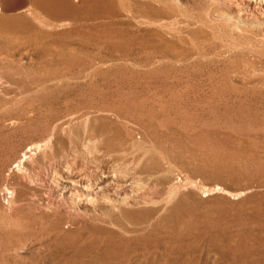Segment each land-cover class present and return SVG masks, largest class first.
<instances>
[{
    "label": "rangeland",
    "instance_id": "obj_1",
    "mask_svg": "<svg viewBox=\"0 0 264 264\" xmlns=\"http://www.w3.org/2000/svg\"><path fill=\"white\" fill-rule=\"evenodd\" d=\"M28 1L0 9V264H264V3Z\"/></svg>",
    "mask_w": 264,
    "mask_h": 264
},
{
    "label": "water",
    "instance_id": "obj_2",
    "mask_svg": "<svg viewBox=\"0 0 264 264\" xmlns=\"http://www.w3.org/2000/svg\"><path fill=\"white\" fill-rule=\"evenodd\" d=\"M28 0H0V9L3 12H16L23 10Z\"/></svg>",
    "mask_w": 264,
    "mask_h": 264
},
{
    "label": "bare ground",
    "instance_id": "obj_3",
    "mask_svg": "<svg viewBox=\"0 0 264 264\" xmlns=\"http://www.w3.org/2000/svg\"><path fill=\"white\" fill-rule=\"evenodd\" d=\"M227 1V0H226ZM236 1V0H235ZM257 2H262V4L264 3V0H256ZM238 4V3H237ZM28 5H29V1H28V4H27V6L26 7H28ZM25 7V8H26ZM236 7V6H235ZM220 9V8H219ZM239 14V13H238ZM242 14V13H241ZM233 16V15H232ZM241 16V15H240ZM231 21V20H230ZM248 21V20H247ZM264 22V21H263ZM259 26V25H258ZM148 172V171H147ZM151 172V171H150ZM167 173V172H166ZM162 176V175H161ZM167 176V175H166ZM167 178V177H166ZM70 183L73 185V183L72 182H68V185H70ZM117 185V184H116ZM136 185V184H135ZM121 188H123V187H121ZM116 189H118V188H116ZM87 190V189H86ZM94 190V189H93ZM78 191V190H77ZM115 191V190H114ZM84 196V195H83ZM87 197V196H86ZM102 197V196H101ZM89 198V197H88ZM101 199V198H100ZM106 201V200H105ZM152 201V200H151ZM158 203V202H157ZM106 205V204H105ZM134 207V206H133ZM168 207V206H167ZM165 209V208H164Z\"/></svg>",
    "mask_w": 264,
    "mask_h": 264
}]
</instances>
